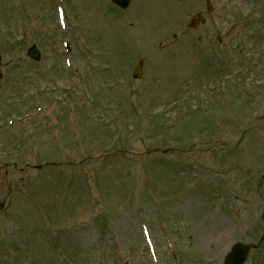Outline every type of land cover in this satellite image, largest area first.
Listing matches in <instances>:
<instances>
[{
  "label": "rangeland",
  "instance_id": "374dc122",
  "mask_svg": "<svg viewBox=\"0 0 264 264\" xmlns=\"http://www.w3.org/2000/svg\"><path fill=\"white\" fill-rule=\"evenodd\" d=\"M210 5L0 0V264H222L259 240L264 0Z\"/></svg>",
  "mask_w": 264,
  "mask_h": 264
},
{
  "label": "water",
  "instance_id": "95a60500",
  "mask_svg": "<svg viewBox=\"0 0 264 264\" xmlns=\"http://www.w3.org/2000/svg\"><path fill=\"white\" fill-rule=\"evenodd\" d=\"M111 1L122 8H125L129 3V0H111ZM201 22H204V19H201ZM196 23H197L196 19L192 18L189 23V26L193 27L196 25ZM28 55L34 59H37L39 57L38 52L36 51V48L34 46L29 49ZM140 72H141L140 66L136 65L134 68L133 77L135 78L139 77ZM1 206L2 204H0V207ZM249 249H250L249 245H244L240 243L235 244L232 247L231 251L227 254L224 264H243Z\"/></svg>",
  "mask_w": 264,
  "mask_h": 264
}]
</instances>
